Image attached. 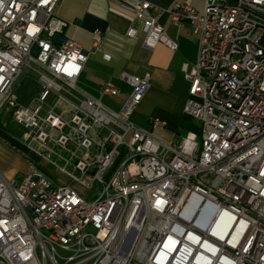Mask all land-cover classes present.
Wrapping results in <instances>:
<instances>
[{
  "label": "built area",
  "instance_id": "1",
  "mask_svg": "<svg viewBox=\"0 0 264 264\" xmlns=\"http://www.w3.org/2000/svg\"><path fill=\"white\" fill-rule=\"evenodd\" d=\"M61 1L0 0V116L35 157L18 178L0 172V264H264V0L128 7L140 28L127 36L142 32L147 50L177 49L165 12L200 39L182 65L199 130L175 144L131 120L150 74L122 73L131 93L118 111L78 88L88 55L66 34ZM103 40L93 33L92 48ZM26 72L39 93L24 105Z\"/></svg>",
  "mask_w": 264,
  "mask_h": 264
},
{
  "label": "crops",
  "instance_id": "2",
  "mask_svg": "<svg viewBox=\"0 0 264 264\" xmlns=\"http://www.w3.org/2000/svg\"><path fill=\"white\" fill-rule=\"evenodd\" d=\"M135 0H62L57 16L68 23L66 34L77 41L88 55V61L77 82L80 90L118 111L131 93V87L121 80L122 73L134 76L151 75V86L132 116V122L150 131L168 144H175L185 115L189 83L182 73L185 62L197 61L200 39L189 24L175 26L165 12L159 22L166 34L176 42L175 51L160 44L153 51L143 46L144 35L135 39L127 36L130 27L140 28L128 11ZM168 10L175 0H145ZM205 0H192L202 10ZM103 33L100 50L92 48L93 33ZM111 84L119 90L117 97L104 96L101 87ZM165 122L163 128L153 129L150 119ZM34 155L24 140L0 129V172L8 179L23 175Z\"/></svg>",
  "mask_w": 264,
  "mask_h": 264
},
{
  "label": "rangeland",
  "instance_id": "3",
  "mask_svg": "<svg viewBox=\"0 0 264 264\" xmlns=\"http://www.w3.org/2000/svg\"><path fill=\"white\" fill-rule=\"evenodd\" d=\"M16 93L22 104H29L32 100L37 98L39 93L37 78L32 73L26 72L16 85ZM194 123L196 124L194 130H199V125L195 121ZM0 129L7 131L10 135L17 137L21 141L24 140V129L17 125L10 115L0 116ZM187 132L188 131L180 132L176 141H179Z\"/></svg>",
  "mask_w": 264,
  "mask_h": 264
},
{
  "label": "trees",
  "instance_id": "4",
  "mask_svg": "<svg viewBox=\"0 0 264 264\" xmlns=\"http://www.w3.org/2000/svg\"><path fill=\"white\" fill-rule=\"evenodd\" d=\"M196 124L194 123V121L192 119H190L189 117H185L182 122H181V127L183 130L185 131H190V130H194L196 127Z\"/></svg>",
  "mask_w": 264,
  "mask_h": 264
},
{
  "label": "water",
  "instance_id": "5",
  "mask_svg": "<svg viewBox=\"0 0 264 264\" xmlns=\"http://www.w3.org/2000/svg\"><path fill=\"white\" fill-rule=\"evenodd\" d=\"M131 247H132V245H130V246L128 247L126 255H127L128 252L131 250Z\"/></svg>",
  "mask_w": 264,
  "mask_h": 264
}]
</instances>
